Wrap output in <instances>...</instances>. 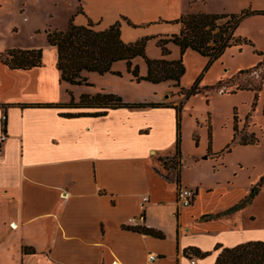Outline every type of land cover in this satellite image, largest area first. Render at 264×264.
Listing matches in <instances>:
<instances>
[{"label":"crops","instance_id":"1","mask_svg":"<svg viewBox=\"0 0 264 264\" xmlns=\"http://www.w3.org/2000/svg\"><path fill=\"white\" fill-rule=\"evenodd\" d=\"M81 1L84 13L77 7L68 23L74 18L77 26L92 22L94 30L105 31L121 22L126 44L178 35L181 25L173 22L182 15L208 14L199 0ZM45 31L35 27L31 35ZM45 37L0 51L42 52V66L29 71L0 62V105H65L114 94L126 103L164 106L111 109L99 117L65 116L96 111L91 109L0 107V264H215L217 246L264 242V188L246 208L214 218L246 196L219 197L215 189L185 183L181 173L180 187L197 190L184 208L178 184L163 177L158 159L175 153L181 98L135 100L118 86L90 91L96 82L89 76L112 74L82 73L92 86L62 82L57 48ZM5 113L7 136L1 128ZM191 248L210 255L189 257Z\"/></svg>","mask_w":264,"mask_h":264},{"label":"rangeland","instance_id":"2","mask_svg":"<svg viewBox=\"0 0 264 264\" xmlns=\"http://www.w3.org/2000/svg\"><path fill=\"white\" fill-rule=\"evenodd\" d=\"M196 4L215 15L239 16L264 11V0H199ZM78 5L77 0H0V51L9 46L40 44L46 36L44 30H65ZM226 22L219 21L218 25ZM35 27L43 33L32 36ZM234 37L240 39L241 44L227 48L211 65L207 58L192 50L184 54L186 74L181 88L185 92L195 90L189 95L179 97L181 89L172 83L158 86L137 83L124 62L113 66V71L121 73V77L89 76L96 82L90 91L118 86L123 94L135 100L164 103L181 98L183 180L201 188L215 189L219 197H229V200L247 197L264 177V15L247 16ZM157 42L158 37L147 42L146 56L150 60L163 56ZM167 48L168 59H180L178 46L170 43ZM133 65L139 68L140 76L146 75L147 67L142 59H135ZM261 76L263 85L257 98L255 91H240L258 86ZM235 121L239 129L236 140ZM252 135L258 139L257 144H240L242 136L249 139ZM172 159L165 157L159 164L169 166ZM161 172L167 175L166 170Z\"/></svg>","mask_w":264,"mask_h":264},{"label":"trees","instance_id":"3","mask_svg":"<svg viewBox=\"0 0 264 264\" xmlns=\"http://www.w3.org/2000/svg\"><path fill=\"white\" fill-rule=\"evenodd\" d=\"M78 2V14H83L82 1ZM252 14L264 15V11L242 13L239 16L227 14H193L186 13L180 19L174 21L175 24L181 25V32L178 35L160 36L158 37L157 46L162 50L163 59L150 60L146 56V45L151 38L145 37L135 43L126 44L121 39V22H117L105 31L94 30V25L89 22L87 26H77L74 18H71L67 28L64 31L47 30V40L50 46L57 48L58 63L57 68L61 72V81L70 85H88L86 78L82 77V73H96L101 76L112 74L121 77L122 74L113 71V66L118 62H125L128 73L132 74L137 82L147 81L152 84H161L172 82L176 88L181 89V94L189 95L195 93L193 91L185 92L181 88V82L186 74V68L183 63V56L188 50L198 53L200 56L207 58L209 65L216 62L224 54L227 48L238 46L241 44L240 39L234 37V33L239 24ZM227 20L220 26L219 21ZM173 43L180 48L181 56L179 60H168L170 52L167 48L168 44ZM244 43H247L244 41ZM142 59L148 69L146 76L139 75V68L134 67L135 59ZM0 62L7 66L10 70L29 71L42 66V52L8 50L0 54ZM263 76L258 86L240 89L252 90L257 93L262 89ZM18 106L21 108H56V109H91L96 110L93 113L65 114L66 117L78 116H104L111 109L129 108H159L164 104L156 103H126L123 99L114 94L96 95L93 97L83 96L80 103H71L65 105L41 104V105H0L5 109ZM181 105L177 108V140L175 153L172 156L171 165H164L167 175L163 177L168 181H173L180 187L181 171L183 167V155L181 150ZM2 133L7 136V115L5 113L2 124ZM238 123H234V138L238 136ZM258 139L252 135L248 139L246 136L240 138V144L243 146L257 144ZM161 163L163 159H158ZM160 173V172H159ZM264 188V177L252 189L251 193L245 197L235 207L225 213L216 215L214 218L222 217L226 214L240 211L246 208L255 197ZM213 218V217H212ZM143 233H151L148 229H136ZM218 257L215 264H264V242H248L234 248H224L217 246ZM26 254H35L34 250H25ZM189 257H197L204 259L210 253H202L200 250L191 248L186 252Z\"/></svg>","mask_w":264,"mask_h":264},{"label":"built area","instance_id":"4","mask_svg":"<svg viewBox=\"0 0 264 264\" xmlns=\"http://www.w3.org/2000/svg\"><path fill=\"white\" fill-rule=\"evenodd\" d=\"M6 137L3 136V140H5ZM197 195V190L194 188H187V187H180L178 191V200L180 206L184 208L190 207ZM148 201V198L143 199V203H146ZM153 260L156 259V257H151Z\"/></svg>","mask_w":264,"mask_h":264}]
</instances>
